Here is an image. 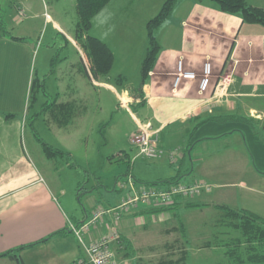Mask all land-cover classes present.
Returning a JSON list of instances; mask_svg holds the SVG:
<instances>
[{
  "label": "crops",
  "instance_id": "obj_1",
  "mask_svg": "<svg viewBox=\"0 0 264 264\" xmlns=\"http://www.w3.org/2000/svg\"><path fill=\"white\" fill-rule=\"evenodd\" d=\"M57 1L42 0L40 14L25 15L24 11H31L34 5L28 0H13L12 19L15 25H21L15 37L24 39L7 36L3 41L10 56L0 70V254L23 246L17 252L23 264H88L68 223L84 221L94 207L78 210L68 201L47 163L63 151L72 156L71 136L77 120L86 117L92 87L99 89L98 102L106 100L104 93L111 95L121 109L130 113L134 128L129 133V144L137 123L148 121L159 129V147L174 150L173 161L166 155L147 163L134 159L133 153L128 171L125 166L114 176L119 192L111 195L114 203L108 206L124 199L126 189L117 190V185L130 173L138 184L204 181L210 191H202L193 202L205 204L207 209L216 204L243 208L264 218V111L253 105L256 101L264 104V25L243 23L238 15L197 0H177L154 29L159 50L141 97H137L141 63L148 47L146 25L165 0H109L93 16L89 35L104 42L113 54L109 72L97 78L85 74L86 54L75 41V26L57 12ZM246 2L264 8V0ZM18 8L24 15H18ZM105 10L110 14L102 15ZM41 23L51 26L50 34L61 35L66 44L71 43L78 56L53 58L54 49L49 48L37 75L35 66L28 70L35 48L27 39L38 33ZM179 60L184 70L199 77L203 64L210 63L211 83L206 91L199 92L198 79H182L174 85ZM226 75L230 77L227 88L215 95L217 79ZM51 76L56 86L48 89L46 82ZM33 82L42 85L43 93L29 100L27 91ZM130 106L139 116L129 110ZM230 118L258 120L255 124L251 121L252 127L244 121H222ZM45 120L47 132L58 136L57 146L39 137L43 127L38 126ZM255 126L262 135H257ZM45 145L54 147L48 155L41 148ZM183 203L174 207L183 212ZM148 209L140 204L122 214L113 224L119 235L131 238L132 232L142 227L139 220L151 215L146 213ZM108 224L112 225L111 217L105 216L87 232L86 240L107 235ZM110 245L119 264H135L131 255L123 257L117 240ZM0 264L17 261L0 256Z\"/></svg>",
  "mask_w": 264,
  "mask_h": 264
},
{
  "label": "rangeland",
  "instance_id": "obj_2",
  "mask_svg": "<svg viewBox=\"0 0 264 264\" xmlns=\"http://www.w3.org/2000/svg\"><path fill=\"white\" fill-rule=\"evenodd\" d=\"M28 1L34 6L31 11L30 9L24 11L25 15L34 12L40 14L43 11L42 0ZM46 1L52 2L53 0ZM12 2L13 0H0V70L5 68L8 57L10 56V52H7L6 46L3 45L4 37H7V35L16 36L20 33L19 28L21 25H15L16 22L12 19L15 14L13 12ZM57 3L58 4L55 5V8L58 9L57 12H59L71 26L72 24L75 26L77 20L75 0H58ZM18 9L20 10V8ZM46 10L48 13H51L50 9L48 10V8H46ZM103 12L102 15L110 14L108 10ZM129 13H133L135 16L140 14L138 11H128L127 14ZM112 25L111 23V26ZM38 27L40 28L38 33L27 39L35 48V52H33V55H31L29 59L28 70L29 68L33 70L35 66L37 75H39L38 65L43 60L45 54H47V49L49 48L54 49V51L51 52L53 58H62L64 55L70 58H77V52L71 43L66 44L61 35H56L55 33L50 34V25L46 26L41 23ZM45 30L46 33L44 34ZM49 34L51 35L50 37ZM82 38L84 39V36ZM75 41H78L76 37ZM77 45L79 44L77 43ZM79 48L82 50L81 47ZM82 53L85 55L83 50ZM85 69L90 73L91 70L89 66L86 65ZM219 79H221V77H219L217 81ZM40 83L42 84V78ZM210 83L209 80L208 87ZM54 85L56 86V82L51 76L49 80H47L46 86L49 89L50 86L52 87ZM226 88L227 85L225 89ZM91 90L93 91V95L88 105L86 117L77 120V128L74 129V136H71L74 139V147L70 152L72 156H69L67 151H63L61 155H58L47 163L50 167L52 166V170H54L59 179L62 193L67 195L68 201L75 204L78 210L86 208L88 211L97 206L110 207L108 205L114 203V198L111 195L119 192H116V185L114 182L117 180H114V176L117 172L121 171L123 167L125 168L127 165L131 166L130 160L133 153H135V147L131 145V143L129 144L128 139L129 133H131L134 128L130 113L125 109H121L111 95L104 93L103 99L105 98L106 100L102 101V103L98 102L97 92H99V89H97V87H92ZM37 93L42 95V85L33 82L30 87L29 84L27 91L29 100ZM46 94H48V90H46ZM253 105L259 110L264 111V104L262 102L256 101ZM129 110L136 116H139L138 112H135L136 108L130 106ZM30 113H32V111ZM30 120L31 117L28 118L29 123ZM257 120L251 119L250 121L255 124ZM41 122L40 125L38 123L39 126L37 125L39 129L43 127L39 137H42L44 141H49V144L54 143V145L57 146L58 136H54V134L47 132V120H45V123L43 121ZM255 128L257 135H262L259 128L256 126ZM131 138L130 136V141ZM46 146L47 145H45V147L41 146V148L45 155H48V152L54 150V147L50 148V146ZM173 151L174 150H165L166 154L159 158H163V156L166 155L169 156V153H173ZM33 159L35 163L38 164V160L35 157ZM147 160L148 159L137 158V161L144 163H147ZM52 175L54 176V174ZM127 175H130V173H127ZM177 182L178 181L166 184L163 183V185L167 186ZM117 190H120L118 185ZM183 200V212H181L179 209L175 208L174 205L182 203ZM183 200L177 201L172 207L148 206L149 209L156 208L163 210L157 213H151L148 219L143 221L139 220L140 223H138L142 227L132 232L131 238L129 239L120 236L115 228L117 238L114 240L120 243V237H122V239H126L132 243V247L135 249V255L131 256L134 258L135 264H160L159 261L165 258H179L182 256V252L185 253H183L186 261L185 264H219V262H223L221 250L215 249L212 245L220 238H228L222 234L216 233L224 229L215 224L220 213L217 211H215V213L213 211V205L209 206V209H207L208 206L205 205L189 207L187 205L188 203H195L192 201L193 198ZM251 202L255 201L251 199ZM111 216L112 215H107V217Z\"/></svg>",
  "mask_w": 264,
  "mask_h": 264
},
{
  "label": "trees",
  "instance_id": "obj_3",
  "mask_svg": "<svg viewBox=\"0 0 264 264\" xmlns=\"http://www.w3.org/2000/svg\"><path fill=\"white\" fill-rule=\"evenodd\" d=\"M177 0H165L161 5L158 13L147 22L148 47L144 59L141 63V85L137 89V97H141V88L148 78L149 72L153 69L156 55L159 50L154 29L172 11ZM201 3L208 4L219 11L238 15L243 23H259L264 25V8L250 5L246 0H197ZM109 0H75L77 20L75 23V37L81 48L86 54L90 73L84 68L85 74L91 78L106 75L113 61V54L110 48L101 40L89 35L91 20L93 16L101 10ZM11 39L23 40L24 38L7 35ZM84 36V39L82 38ZM231 120L247 122L251 127V119H222V121ZM61 153V152H60ZM127 171L129 165H127ZM173 182L164 180L152 182L163 184ZM189 207L204 206L202 203H188ZM206 206V205H205ZM213 211L220 213L216 223L224 229L216 233L222 234L227 239H218L213 243L215 249L221 250L222 264H264V218L243 208H232L223 204L212 206ZM163 209H148L146 213H157ZM216 213V212H215ZM216 237V235H215ZM121 239V251L123 257L134 254L132 243L126 239ZM45 240V239H44ZM43 241V240H42ZM210 244V243H209ZM207 244V245H209ZM23 246L14 248L0 254L14 258L17 264H23L18 258L17 252ZM184 252L177 259L165 258L159 261L160 264H185ZM185 254V253H184ZM219 262V264H221Z\"/></svg>",
  "mask_w": 264,
  "mask_h": 264
},
{
  "label": "built area",
  "instance_id": "obj_4",
  "mask_svg": "<svg viewBox=\"0 0 264 264\" xmlns=\"http://www.w3.org/2000/svg\"><path fill=\"white\" fill-rule=\"evenodd\" d=\"M18 15H24L23 10L18 11ZM47 17L48 15L45 14ZM211 77V66L209 62H205L202 66L201 76H197L192 71L183 69L181 60L177 62L174 85H177L182 79H198V90L204 92L208 88ZM229 76H222L215 85V95L225 91V87L229 82ZM159 129L153 128L148 121L138 122L137 130L131 135V143L135 147L136 158H144L148 160L157 159L166 154L165 150L159 147L158 143ZM169 159L174 160V154L169 153ZM119 189H126L124 199L115 206L101 207L97 206L90 212V215L80 223H68V230L75 236L77 242L83 249L85 261L88 264H119L113 249L111 241L117 238L116 224L122 214L128 212L131 208L144 204L152 207H172L177 201L183 199H191L202 191H210V185L204 181H194L187 184L177 182L164 186L163 184L152 183H136L131 175H127L125 179L118 183ZM107 215L111 216L112 225L108 224L110 232L97 240L87 241L85 235L91 228H94ZM76 264H82L78 261Z\"/></svg>",
  "mask_w": 264,
  "mask_h": 264
}]
</instances>
